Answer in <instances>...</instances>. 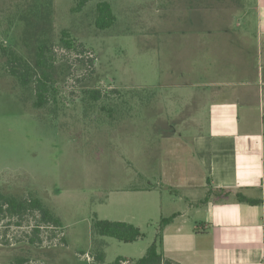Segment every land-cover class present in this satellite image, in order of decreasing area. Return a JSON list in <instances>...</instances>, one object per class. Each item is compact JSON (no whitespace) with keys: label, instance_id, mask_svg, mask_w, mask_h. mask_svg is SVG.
<instances>
[{"label":"rangeland","instance_id":"obj_1","mask_svg":"<svg viewBox=\"0 0 264 264\" xmlns=\"http://www.w3.org/2000/svg\"><path fill=\"white\" fill-rule=\"evenodd\" d=\"M97 1L74 12L75 0H0V189L38 198L58 219L45 225L37 210L22 220L1 218L0 264H111L143 256L158 231L151 203L159 192L133 188L159 181L163 171L154 166L164 160L156 151L168 149L173 126L187 132L193 88L214 76L187 73V35L201 34L203 20L214 33L223 20L252 17L251 0H107L116 21L99 30ZM63 31L73 49L61 43ZM40 42L53 51L54 80L47 103L35 107L33 85L9 74L2 49L32 64ZM91 89L100 90L98 100L88 97ZM96 218L131 223L143 236H100L92 229Z\"/></svg>","mask_w":264,"mask_h":264},{"label":"crops","instance_id":"obj_2","mask_svg":"<svg viewBox=\"0 0 264 264\" xmlns=\"http://www.w3.org/2000/svg\"><path fill=\"white\" fill-rule=\"evenodd\" d=\"M249 5L252 17L240 24L223 20L216 25L224 28L212 33L203 20L201 34L187 35L193 44L187 73L214 76L193 88L191 130L169 128L168 149L156 151L168 158L155 162L163 171L159 181L133 188L159 192L151 203L156 217L175 215L161 230V252L170 264H264V0ZM175 137L181 140L172 142Z\"/></svg>","mask_w":264,"mask_h":264},{"label":"trees","instance_id":"obj_3","mask_svg":"<svg viewBox=\"0 0 264 264\" xmlns=\"http://www.w3.org/2000/svg\"><path fill=\"white\" fill-rule=\"evenodd\" d=\"M91 0H75L72 11L79 12ZM116 17L112 10L110 3L107 0H99L95 3L94 26L99 30L110 28ZM61 43L66 49H73V39L69 37L67 32H62ZM33 63L13 51H6L2 49L4 55V63L10 75L15 77L20 85L27 87L33 85L35 100L33 102L35 107H42L47 103V94L53 83L54 72V55L51 47L45 42H40L36 45L34 52ZM88 97L96 101L101 97L100 90H88ZM211 193H220L227 196L234 193V197L238 201L256 204L260 200L249 199L240 191H232V189H212ZM37 210L40 214L39 222L50 225H57L58 219L51 215L49 209L36 197L20 198L12 193L4 192L0 189V220L3 217H16L22 220L23 217L30 213V211ZM175 215L163 217L159 220L158 231L155 240L147 247L143 256L132 259L128 257H117L111 264H122L127 261L131 264H170V262L163 258L161 252V230L165 224L170 222ZM17 226H21V222L16 221ZM40 225V224H37ZM92 229L95 234L100 236H108L123 242H132L143 236L140 229L135 225L125 221H114L107 219H94L92 222ZM39 232L37 227L33 228V234ZM104 254L98 253L96 260L102 262ZM24 259L17 260V264H22Z\"/></svg>","mask_w":264,"mask_h":264},{"label":"built area","instance_id":"obj_4","mask_svg":"<svg viewBox=\"0 0 264 264\" xmlns=\"http://www.w3.org/2000/svg\"><path fill=\"white\" fill-rule=\"evenodd\" d=\"M122 264H131V263H129L127 261H123Z\"/></svg>","mask_w":264,"mask_h":264}]
</instances>
